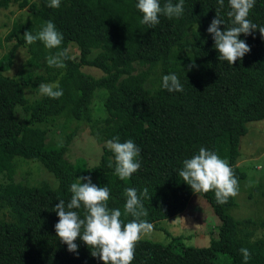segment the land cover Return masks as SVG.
<instances>
[{
  "label": "trees",
  "instance_id": "16d2710c",
  "mask_svg": "<svg viewBox=\"0 0 264 264\" xmlns=\"http://www.w3.org/2000/svg\"><path fill=\"white\" fill-rule=\"evenodd\" d=\"M10 1L0 0V5ZM19 1L29 8L28 17L14 25L6 40L17 38V43L0 58V264H103L79 238L77 255L56 236L53 208L60 199L70 200V185L79 176L109 187L108 205L121 211L126 187L138 192L147 188L151 199L143 200L148 212L143 219L151 224L187 206L194 192L178 171L200 147L227 160L238 181L245 177L237 165L239 141L247 123L264 119V39L258 30L240 35L251 51L231 66L218 60L207 32L217 0H185L181 18L161 15L155 27L141 24L138 0H61L59 8L48 7L49 0ZM227 11L225 0L220 14L230 26ZM249 19L264 26V0H256ZM48 20L63 34L61 49L69 57L64 68L47 64V57L60 49H47L40 41L27 45L23 38L25 31L35 34ZM21 47L29 59L18 75H9ZM82 66L103 74H87ZM170 73L178 76L183 92L161 88L162 77ZM41 83H58L63 95L31 99L27 90L39 94ZM96 89L107 93V117L97 124V140L119 136L120 142L132 139L141 149V168L124 181L114 175V154L107 145L91 166L81 158L71 162L65 157L75 134L67 129L71 122L91 123ZM17 108L27 116L25 121L16 116ZM59 120L57 129L65 138L49 143L50 126ZM16 156L42 162L57 187L47 181L32 186L15 181ZM202 194L220 220L219 238L202 247L184 245L177 237L169 244L141 240L132 264H244L242 247L252 253L247 264H264V237L252 239L249 220L238 221L230 213L235 197L218 205L214 192ZM121 219L127 223L132 217ZM219 253H227L230 260L218 261Z\"/></svg>",
  "mask_w": 264,
  "mask_h": 264
},
{
  "label": "clouds",
  "instance_id": "9594fccd",
  "mask_svg": "<svg viewBox=\"0 0 264 264\" xmlns=\"http://www.w3.org/2000/svg\"><path fill=\"white\" fill-rule=\"evenodd\" d=\"M185 0L173 3L172 0H138L137 9L142 13L141 24L155 27L160 23V16L168 19L181 18L184 13ZM256 0H228L226 13L230 26L221 16L225 0H217L215 18L210 22L207 32L214 41V48L218 51V60L234 65L237 60H242L246 53L251 51L249 45L240 35H252L257 30L264 39V26H260L249 19L250 11L255 6ZM61 0H49L48 7L59 8ZM223 25V29L221 28ZM23 38L27 45L37 41L43 43L47 49H60L47 57L49 67L64 68L68 57V50L61 49L63 34L57 30L56 25L48 20L35 34L25 31ZM189 66L188 70H191ZM161 88L169 93L183 92L184 86L175 73L162 77ZM42 96L59 99L63 90L58 83L39 85ZM108 149L114 154V175L120 180L129 179L141 168V149L132 139L120 142L119 136L107 141ZM109 167H113L110 163ZM182 181L190 186L196 194L214 192L218 205L226 204L230 198L239 194V181L234 169L229 162L222 159L215 152L200 147L198 153L182 161L178 171ZM69 191L70 200L66 203L60 199L53 208L58 216L55 224L56 236L59 241L67 245V250L78 255L79 238L90 249V255L98 258L103 264H132L135 259L137 244L153 231V224L148 222V212L143 200L151 199L148 189L139 191L133 187H126L123 195L125 204L123 211L119 208H110V189L92 183L91 177L79 176L71 183ZM82 210V212L80 211ZM131 216L127 223L121 217ZM240 253L244 264L251 259L252 253L247 248H241Z\"/></svg>",
  "mask_w": 264,
  "mask_h": 264
},
{
  "label": "rangeland",
  "instance_id": "374dc122",
  "mask_svg": "<svg viewBox=\"0 0 264 264\" xmlns=\"http://www.w3.org/2000/svg\"><path fill=\"white\" fill-rule=\"evenodd\" d=\"M28 14L29 8L21 7L19 0H11L7 6L0 5V58L17 43V38L7 41L6 37L12 32L15 24H22L27 20ZM74 50L70 48L71 52ZM28 59V50L24 47L19 48L14 64L7 74L18 75L26 66ZM81 69L96 77L103 74V71L93 66H82ZM27 94L31 99L40 95L30 89L27 90ZM106 95L104 89L94 91L91 102V123L71 122L69 125L67 132L75 130V134L66 151L67 160L74 162L81 158L87 166L100 160L107 142L97 140V124L107 117L104 105ZM16 116L21 121L27 118L19 108L16 110ZM61 123L59 120L50 126L47 142L63 141L65 136L57 129L61 127ZM40 127L43 128V124ZM246 128L245 135L241 136L239 141L237 157V165L245 172V177L239 181V194L235 197L236 205L232 207L230 213L238 221L249 220L248 230L253 233L252 239H257L264 237V119L249 122ZM15 163L17 167L15 181L17 182L32 186L47 181L52 187L58 183L54 175L38 160L16 156ZM153 226V231L142 240L169 244L172 238L177 237L184 245L202 247L208 245L211 239L219 238L220 220L203 194L194 193L182 212ZM217 259L220 262L230 260L227 253H219Z\"/></svg>",
  "mask_w": 264,
  "mask_h": 264
}]
</instances>
